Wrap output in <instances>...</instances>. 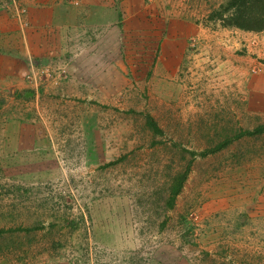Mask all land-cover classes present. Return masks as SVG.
<instances>
[{"label":"rangeland","instance_id":"rangeland-1","mask_svg":"<svg viewBox=\"0 0 264 264\" xmlns=\"http://www.w3.org/2000/svg\"><path fill=\"white\" fill-rule=\"evenodd\" d=\"M96 1L1 104L0 264H264V133L233 139L264 125V30L210 21L230 0ZM18 7L0 15L24 30Z\"/></svg>","mask_w":264,"mask_h":264},{"label":"crops","instance_id":"crops-1","mask_svg":"<svg viewBox=\"0 0 264 264\" xmlns=\"http://www.w3.org/2000/svg\"><path fill=\"white\" fill-rule=\"evenodd\" d=\"M82 2L78 8L65 3L23 0L29 23V27L24 30L17 22H6L4 15H0V110L7 106L4 104L7 103L8 91L9 97L11 94L20 97L23 91L28 89L22 75L28 67L29 56L34 60H43L51 55H66L68 52L70 54L75 50L72 46L75 47L80 43L75 41L77 35L84 30H92L93 27L89 28L88 24L93 23L96 13H94L95 10L90 12L87 10L95 5L100 8L103 6L96 0L91 4L94 6ZM97 21L99 23L100 20ZM5 38H8V43L6 40L3 41ZM86 46L82 49H86ZM178 52L174 53L173 60L178 58ZM81 63L83 61L69 65V81L64 85L67 93H75L76 87L71 86V83H73V76L82 72L84 65ZM3 101L5 102L1 105Z\"/></svg>","mask_w":264,"mask_h":264},{"label":"trees","instance_id":"trees-1","mask_svg":"<svg viewBox=\"0 0 264 264\" xmlns=\"http://www.w3.org/2000/svg\"><path fill=\"white\" fill-rule=\"evenodd\" d=\"M208 18L210 21H219L223 27L258 33L264 30V0H230L223 10L211 13ZM146 125L153 134H163L151 117L146 118ZM262 133H264V125L256 127L253 131H244L235 135L233 139H238L243 135L254 136ZM232 140L226 139L223 142L216 144L213 148L205 150L199 155L201 157H206L209 154L219 152L227 147ZM188 170L189 164L187 165L184 173L173 178L169 190V206H172L174 200L180 194L186 180Z\"/></svg>","mask_w":264,"mask_h":264},{"label":"built area","instance_id":"built-area-1","mask_svg":"<svg viewBox=\"0 0 264 264\" xmlns=\"http://www.w3.org/2000/svg\"><path fill=\"white\" fill-rule=\"evenodd\" d=\"M19 1H20V0H7L8 4H10L11 7H12L13 9L16 10V12H17V16H20V14H21L22 12L25 13L24 10H22V9H20V8L18 7V3H19Z\"/></svg>","mask_w":264,"mask_h":264}]
</instances>
